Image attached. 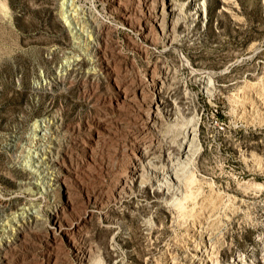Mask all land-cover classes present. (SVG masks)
<instances>
[{
  "label": "rangeland",
  "instance_id": "374dc122",
  "mask_svg": "<svg viewBox=\"0 0 264 264\" xmlns=\"http://www.w3.org/2000/svg\"><path fill=\"white\" fill-rule=\"evenodd\" d=\"M116 1L0 0V215L21 222L5 264H76L84 249L97 250L100 264H197L187 250L207 241L201 227L224 249L218 264H252L264 235V0H203L197 26L168 50L152 21L158 1ZM185 59L207 72L211 92ZM163 69L172 93L182 82L193 95L199 207L183 223L158 212L160 230L148 237L144 207L132 214L113 195L138 144L162 152L137 112L152 97L149 72ZM111 219L128 233L114 263Z\"/></svg>",
  "mask_w": 264,
  "mask_h": 264
},
{
  "label": "bare ground",
  "instance_id": "6f19581e",
  "mask_svg": "<svg viewBox=\"0 0 264 264\" xmlns=\"http://www.w3.org/2000/svg\"><path fill=\"white\" fill-rule=\"evenodd\" d=\"M157 1L159 6L154 10L152 21L158 26L162 50L179 49L181 32L197 26L200 15L205 12V4L203 0ZM116 3L119 5L121 1L117 0ZM72 8L69 6L71 12ZM120 13L126 18V9ZM165 17L167 22L163 24L161 19ZM81 32L85 39L87 34L83 30ZM78 41L77 39L76 42ZM75 60L73 58L67 64V68L75 63ZM183 63L187 64L191 75L198 77L196 81H198L200 90L205 93L211 92L215 83L211 82L207 72L193 68L186 59ZM149 81L153 89L152 97L146 107L138 110L137 115L142 118L143 122L154 128L159 135L162 152L159 156H154L146 146L138 144L132 154L133 160H130L123 172L118 175L113 199L121 202L120 205L132 214L144 207L148 217H141V223L147 236L151 237L160 230L163 221L158 212L164 214L163 218L180 223L188 219L192 220L196 216L195 209L199 207L196 181L200 178L197 176V166L201 149L198 143V120L191 107L193 95L186 89L185 84L176 82L179 94L172 93L168 87L172 79L167 71H150ZM119 96L122 99L126 98L127 94L120 91ZM161 120H166L165 131L157 128ZM45 158L49 159V157ZM136 198L140 199L139 204L134 201ZM150 216L155 217L156 223L149 222ZM250 222L258 227L261 225L260 221ZM20 225V219L15 214L0 215V264H5L2 252L4 245L8 246L9 237H16ZM106 227L113 229L106 253L114 263V245L118 240L127 237L128 233L120 228L115 219L108 220ZM200 230L207 241L192 242L187 250V258L197 264H218V257L224 251L223 247L211 241L212 232L209 228L201 227ZM255 240L258 242H253L255 246H252L249 252L254 254L256 248L259 247L261 253L259 257L251 258V263L264 264V235L257 236ZM78 252L76 264H100L97 250L84 249ZM239 260L242 259L236 257L231 261L233 264H238Z\"/></svg>",
  "mask_w": 264,
  "mask_h": 264
},
{
  "label": "trees",
  "instance_id": "16d2710c",
  "mask_svg": "<svg viewBox=\"0 0 264 264\" xmlns=\"http://www.w3.org/2000/svg\"><path fill=\"white\" fill-rule=\"evenodd\" d=\"M208 16H209V22H210V20L212 19V11L209 10Z\"/></svg>",
  "mask_w": 264,
  "mask_h": 264
}]
</instances>
